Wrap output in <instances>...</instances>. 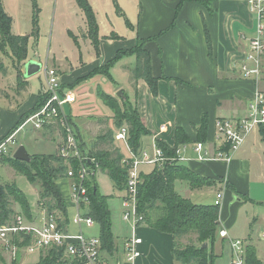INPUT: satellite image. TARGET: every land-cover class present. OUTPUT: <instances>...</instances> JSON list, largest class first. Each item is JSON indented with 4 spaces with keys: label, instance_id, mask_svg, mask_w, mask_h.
Returning a JSON list of instances; mask_svg holds the SVG:
<instances>
[{
    "label": "crops",
    "instance_id": "0c3cea01",
    "mask_svg": "<svg viewBox=\"0 0 264 264\" xmlns=\"http://www.w3.org/2000/svg\"><path fill=\"white\" fill-rule=\"evenodd\" d=\"M88 1L93 8L99 27L98 52L88 34L86 16L76 0H61V3L63 10L70 13L68 21L70 31L73 32L72 28H75L78 33L74 35L82 39V43L79 44L80 57L74 54L72 58L66 56L58 60L55 54L52 57L50 51L52 66L59 71L62 83L65 86H72L73 89L82 88L77 92L72 90L77 100L67 107L73 121L81 123H77L75 127L82 138L81 133L84 125L86 126V118H88L85 116L87 115L86 110L81 111L79 107H76V111L72 106L84 98L91 97L87 87L84 88L88 81L97 79L107 81V78L103 75H96L80 83L77 81L90 75L98 67L105 66L116 59L120 51L134 48L138 44L139 37L143 40L159 37L157 40H148L145 45L151 55L153 75L159 79L158 97L153 96L144 80H134L135 56H131L133 62L130 65L123 66L121 69V72L128 76V84H122L112 73L116 64L125 57H130L128 55L123 56L112 66L110 73L113 80L109 81L115 83L112 96L120 90L126 92L130 101L137 107L143 123L151 132L150 141L142 140V149H152L157 140L165 141L173 146L177 127L184 128L187 134L195 139L196 129L204 115H208L209 118L206 143L212 146L216 139L218 119L246 117L256 83L252 79L244 78L239 70L240 62L235 63L234 61L248 49L249 40L255 33L257 19L250 13L245 2L241 0H187L177 15L176 8L179 0H116V3L114 0ZM54 2H59V0H54ZM174 22V27L169 29ZM206 29L211 38L212 54L208 49ZM15 35L25 36L24 33ZM31 43L33 47L36 46L34 39L31 38L29 49ZM84 44L88 48L87 51L83 50ZM29 49L25 64L31 60H38L29 54ZM23 81L26 83L23 91L26 99L20 108L26 110H23L20 116L34 107L42 92L39 90L35 94L30 90V80L24 78ZM259 86L260 88L262 86L261 89L264 92V69ZM98 89H101L100 83ZM108 127L114 135L117 129H113L110 125ZM44 130L45 136L53 140L60 138L57 130L50 127ZM82 142H84L83 139ZM61 144L60 138L58 148H56L57 153ZM121 153L124 156L128 155V152L121 151ZM187 166L201 176L211 179L214 185L191 189L188 183L178 181L176 191L178 192L179 185L184 193L192 197L195 191L203 190L204 194H196L200 201L210 195H215L216 199L217 192L224 191L223 204L219 208L220 227L226 229L231 238L242 239L247 247H254L257 259L264 264V241L262 240L264 216H253L249 219L248 212L242 215V210L248 205L264 210V135L262 128L255 129L248 136L246 143L235 154L230 164L216 161L208 164L192 162ZM152 169H143V172H150ZM60 182L68 186L70 190L69 179L60 180ZM205 190L210 193H206ZM124 196L125 193L120 197L121 201ZM187 198L191 200L189 196ZM200 201L192 202L203 205H212L215 202V200L206 203ZM122 212H120L121 216ZM32 213L36 218L34 209ZM257 224H263V228L258 229ZM256 232L259 237L257 243L254 242ZM138 234L143 243L139 247L141 256L135 264H176L172 254L175 243L173 235L158 232L147 223L139 226ZM97 235H99V230ZM129 237L130 234L123 239L116 240L115 238L116 251L113 256L103 253L109 264H116L124 257V244ZM213 251L217 256L215 264H228L231 261L232 253L228 240L219 236ZM225 256H228L226 260Z\"/></svg>",
    "mask_w": 264,
    "mask_h": 264
},
{
    "label": "trees",
    "instance_id": "16d2710c",
    "mask_svg": "<svg viewBox=\"0 0 264 264\" xmlns=\"http://www.w3.org/2000/svg\"><path fill=\"white\" fill-rule=\"evenodd\" d=\"M116 3V0H114ZM187 0H179L177 3V15ZM78 6L84 12L88 23V34L98 52L99 27L96 21L95 13L88 0H76ZM12 18L9 16L0 0V51L10 52L18 65L25 62L28 56L29 36H19L12 33ZM175 22L169 29L174 27ZM206 27V25H205ZM36 31V30H35ZM113 37H117L113 35ZM154 37L150 40H157ZM138 44L127 51H120L119 55L113 61L105 66L98 67L90 75L79 79L77 82H83L93 76L103 75L108 80H113L110 69L123 56H135L136 66L134 69V80H144L150 88L153 96L159 95V79L153 75L151 66V55L145 48L148 40L138 38ZM206 40L209 53L212 54L211 38L206 29ZM16 63V65H17ZM15 65V66H16ZM16 67L19 75L23 76L24 72ZM0 72L4 73L5 69L0 63ZM73 90L72 86H65L63 90ZM99 97L112 110V116L117 129L127 126L129 129L128 145L131 151L138 154L143 147V137L150 136L151 132L145 126L139 114L137 107L131 103L130 99L123 100L124 108L112 95L100 90ZM129 98V97H128ZM47 102V96L42 92L39 94L37 101L29 111L24 113L17 124L0 139V145L6 142L34 113L40 110ZM133 107L131 109L130 107ZM75 125V124H74ZM209 118L204 115L199 124L197 136L192 139L182 127H177L174 136V145L161 140L156 141V145L161 148L168 156H174L176 149L180 145L191 144L195 142L206 143L208 139ZM264 135V128H262ZM79 137V134H78ZM112 139L113 132L109 131L101 138ZM82 153L87 157L86 163L92 169V174L87 183L89 188L90 204L88 215L99 226V236L102 241V252L113 256L116 251L115 237L113 233V222L111 210L108 204V197L101 194L96 180V173L99 170L105 172L113 185L119 191H125L127 185V168L123 167L122 160L124 155L120 150L109 151L95 149L86 153L84 146L79 137ZM7 158L10 164L19 174L27 178L32 185H39L38 205L47 210L49 215L60 214L59 221L68 224V201L59 184L60 179L67 177L69 161L58 155H34L31 156V162H21L13 159L12 155H2L1 160ZM89 160H94L90 162ZM77 167V162L72 163ZM183 181L189 184L191 189H200L202 187H211L214 182L193 171L189 166L171 163L164 167H154L150 172H142L141 183L138 189V211L144 216L145 223L158 232L171 234L174 237L173 258L176 264H215L217 256L213 248L219 237L220 232V209L212 205L195 204L190 199L181 196L176 191V183ZM15 202L20 207V213L28 219H33L32 207L25 193L15 184L0 185V221L6 222L11 220L16 211L12 206ZM58 216V215H57ZM197 234V243L189 245H180L183 236L189 233ZM29 243H17L19 249H22ZM207 244L208 247L204 248ZM20 253L17 254L13 264H18ZM18 258V259H17ZM247 264H261L257 259L254 247L248 246L246 250ZM36 264H81L75 260L68 259L64 252L57 249H51L46 255H41Z\"/></svg>",
    "mask_w": 264,
    "mask_h": 264
},
{
    "label": "built area",
    "instance_id": "2783aa9c",
    "mask_svg": "<svg viewBox=\"0 0 264 264\" xmlns=\"http://www.w3.org/2000/svg\"><path fill=\"white\" fill-rule=\"evenodd\" d=\"M241 1L246 3L250 13L257 19L255 33L249 40L248 49L234 61L235 63L240 62L239 70L244 78L252 79L256 83L246 117L218 119L214 145L210 146L203 142L180 145L174 156L166 155L156 144L152 149H141L138 154L133 153L128 145L129 129L127 126L117 129L114 134L115 140L124 143L128 149V155L122 160L123 167L127 168L122 216L123 220L131 225L130 237L124 244L125 255L116 264H135L141 256L139 247L143 240L138 234V229L145 223V219L138 211V189L144 167L159 166L162 168L171 163L188 165L192 162L208 164L215 161L230 164L235 154L246 143L248 136L255 129L264 128V92L259 86L264 69V0ZM41 64V73L46 82L42 93L47 96V102L28 118L19 130L30 123L36 130L47 127L57 128L62 136L58 155L70 162L66 178L70 181V203L77 211V215L72 222L69 220V223L65 224L59 221L61 217L49 215L45 208H42L40 218L33 217L32 220L17 212L11 220L0 221V245L7 250H26L30 255L35 253L46 255L49 250L57 249L64 252L66 258L81 264H109L103 256L100 236L86 234L87 230L97 226L87 214L91 202L87 183L95 172H92L86 163L87 157L81 151L78 132L71 120V115L66 110L68 105L76 102V95L70 89L63 90L60 73L55 67L50 66L48 59ZM15 134L0 145V158L2 155H7L8 145L14 141ZM89 161L94 162V160ZM73 162H77V167H73ZM223 200L224 191L220 190L216 194L214 205L220 208ZM219 236L228 240L230 244L232 258L228 264H247L246 242L242 239L231 238L228 231L222 228H220ZM262 240L264 241V234ZM16 242L29 244L19 249Z\"/></svg>",
    "mask_w": 264,
    "mask_h": 264
},
{
    "label": "rangeland",
    "instance_id": "374dc122",
    "mask_svg": "<svg viewBox=\"0 0 264 264\" xmlns=\"http://www.w3.org/2000/svg\"><path fill=\"white\" fill-rule=\"evenodd\" d=\"M1 2L5 12L12 18V33H24V35L29 36L30 40L31 38L34 39L36 46L33 47L31 43L29 49L30 55L35 56L41 62H45L48 59L50 66L53 65V62L51 63V53L52 57L55 54L58 60L64 59L66 56L72 58L73 56H75L74 54L80 57L79 52L81 51V49H79V44L82 43V39L74 35L78 33V31L76 32L75 28H72L73 32L70 31L71 27H68L70 13H67L63 10L61 0H59V2H54V0H1ZM84 45L85 46H83V50L85 49L84 51H87L88 48L86 44ZM132 62L133 59L131 56L125 57L123 60L116 64V68L114 67V70L112 69L114 77L120 80L122 84H128L129 81L128 76L124 75V73L121 72V69L123 66L130 65ZM0 63L5 69L4 73L0 72V138H3L8 134L12 127L17 124V121L21 117V112L23 110H26L24 108H20V106L26 99V94H23V91L26 88V83L23 81L25 77L23 78V76L21 75H19L18 80V71L16 69L18 63L16 60H14L10 52L4 53L0 51ZM24 64L25 63L23 62L18 65L19 70H24ZM28 79L31 82L30 90L32 92H35V94H37L39 90H42L45 87L46 82L41 72ZM99 83L101 85V89L105 93L112 95L111 93L114 90L115 83L110 82L108 79L107 81L99 79L88 81V83L84 85L85 87H82H84L85 89L87 87V90H89L91 97L87 99L84 98L82 101L72 106L73 110H76V107H79L81 111L86 110L85 114L87 115L85 116L88 117L86 118V126L84 125L83 132L82 129V133L80 132L83 135V138L79 134V131L77 129L79 137L84 140V142H82L81 139V143L84 146V150L86 149L88 152L95 149H112L114 151L120 150L128 152L126 145L124 143L117 142L114 138V135L112 139L103 138L104 141L101 140V138L109 132L108 125L113 126V129L117 128L115 127V123L113 120L112 110L98 95V92L101 90L98 89ZM80 89L82 88L77 87L73 90L74 92H77V90ZM113 97L119 101L120 107L122 108H124L123 100L129 99L126 92H124L121 97H117V95H113ZM84 107L86 109H84ZM130 108L133 109L132 105ZM68 109L69 108H66V110ZM71 120L73 123L75 122L73 121L72 117ZM77 123L81 124L79 123V121H76L74 124L78 125ZM50 128L53 130H57V128L55 129V127ZM44 133V129L36 130L31 123L26 125L14 135V141H11L9 143L7 156H13L15 151L20 146H24L30 156L49 155L55 154V152L57 153L56 148H58V141L60 140V138L62 140L61 134L58 132L60 138L53 140L48 136H45ZM143 140L150 141V138L149 136H146L143 137ZM150 168L152 167H144L143 169L149 170ZM65 179L67 178L65 177L60 180L62 181ZM96 180L101 194L108 197V204L111 210V218L112 222H114V237L116 238V240L123 239L126 235L131 234V225L128 222L122 220L123 216L120 215V212L123 211V205L120 197L125 193V191H119L113 185V182L111 181L109 176L99 169L96 173ZM6 184L17 185V187H19L25 193L32 209L35 210L36 217H41V213L43 210L42 207L38 205L40 186L37 184L32 185L26 177L19 174L13 167L10 166V164L7 163V158L3 160H1L0 158V185ZM59 184L62 188L65 198L68 201V216L70 221L72 222L73 218L77 215V211L72 207L70 203V199L68 197L69 187L61 184V182H59ZM178 192L185 198L189 196L193 202L200 201L199 197L196 194H204L203 190L199 192L195 191V194H193L191 197V195L184 193L179 188V185ZM205 192L210 193L208 192V190H205ZM214 200L215 195H210V197H206L205 199H203V201L200 202L206 203L212 202ZM12 206L14 207L16 212H20V207L18 204L12 202ZM246 212L250 214L249 219H252L253 216H264V210L259 209L253 205H248L245 209H243L242 215H245ZM56 215L60 216L58 212H56ZM242 217L244 218L245 216ZM261 227L263 228V224L258 225V229H260ZM74 230H76L75 227ZM98 230L99 226H95L92 230H87L86 234L97 235ZM237 235L241 236V234ZM258 239V233L256 232V234L254 235V242L257 243ZM179 243L183 246L192 243L198 244L197 234L191 232L183 236ZM18 253H20L19 260L17 261L18 264H35L36 262H38L41 256L39 253L30 255L26 250H7L2 247V245H0V264H13ZM227 257L228 256H225V260Z\"/></svg>",
    "mask_w": 264,
    "mask_h": 264
},
{
    "label": "water",
    "instance_id": "95a60500",
    "mask_svg": "<svg viewBox=\"0 0 264 264\" xmlns=\"http://www.w3.org/2000/svg\"><path fill=\"white\" fill-rule=\"evenodd\" d=\"M41 68H42V64L37 61V60H31L28 61L25 65H24V77L25 78H30L33 77L35 75H37L38 73L41 72ZM124 93L123 90L118 91V93L116 94L117 97H121L122 94ZM13 159L21 161V162H31V156L28 153L27 149L24 146H20L18 147V149L15 151V153L13 154ZM208 245L205 244L204 248H207Z\"/></svg>",
    "mask_w": 264,
    "mask_h": 264
}]
</instances>
